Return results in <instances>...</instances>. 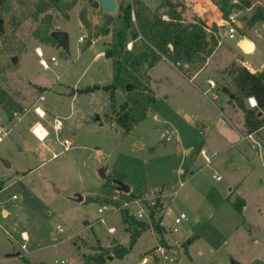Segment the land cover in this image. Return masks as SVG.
<instances>
[{
	"label": "rangeland",
	"instance_id": "obj_1",
	"mask_svg": "<svg viewBox=\"0 0 264 264\" xmlns=\"http://www.w3.org/2000/svg\"><path fill=\"white\" fill-rule=\"evenodd\" d=\"M95 1L98 0H77V4L69 11V17H65L55 8L50 9L38 20L32 18L24 20L16 30L13 29L15 24L5 22L6 30L0 36V85L21 106L20 112L27 114L22 124L19 123L9 136L0 142V264H57V260L63 259L66 260L65 264H84L83 260L98 253L99 248L113 250L116 246H129L130 232L122 221L120 209L116 212L105 210L104 213H100L99 207L104 204L123 207L121 205L123 202L131 201L137 195V186L141 182H146L143 181L144 178H151L148 181L158 183L157 186L162 181V185L170 184L169 176L161 177L157 174L161 171H170L174 167L172 177L180 192L172 194L165 200L162 214L164 219L169 220V223L165 222L168 227L172 226L174 217L182 210L189 214V219L180 226L179 233L176 232L175 235L168 233L166 236L177 242L175 239L182 229L190 227L192 232L200 235L192 248L193 257L182 256L178 264H230L233 259L231 255L244 264L250 263L253 258H261L264 261V145L260 142V138L255 137L257 143L249 139L230 151L214 154L219 141L216 137L210 136L213 147L211 150L206 149L209 160L207 161V156L199 153L195 167L200 168V175L185 187L181 186V182L187 181L186 178L190 177L189 173L186 174L187 164L195 158V149L200 150L207 132L202 136L198 131H193L198 136L195 137V141L199 142H195L196 146L192 147V152L186 157L187 153L182 149L177 151V140L174 137L170 140H164L162 137L160 141L161 130L165 129L161 127V122L156 124L153 111L148 113L143 124L126 136H120L119 129L109 123L102 127L100 133L93 130L91 127L93 125L84 123L81 128L78 125L75 131H69L67 127L58 137L63 140L67 135L76 139L77 142L69 150H65L57 140L53 126L49 128L53 136L45 142L38 139L44 138L47 132L43 124L37 122L44 133L33 129L38 138L30 131L27 121L34 118L30 121L34 124L37 117L43 122L38 116L37 106H49L50 102L57 104L60 111H65L61 112L60 116L66 121L65 126L69 125L67 121L69 113L72 111L75 114L73 112L75 107L81 112L84 111L81 114L85 117L92 111L95 118L101 115L104 119V113L108 111L112 114L110 96L104 92L97 93L95 97L82 91L74 97L69 92L74 86L83 87L95 80L99 81L98 77H101V73L97 67L91 64L85 71L86 58H78V55L88 47L89 40L93 38L91 36L96 32V26H101L107 21L105 14L111 16L109 25L111 32L95 37L100 38L96 47L98 49H103L105 45L109 47L112 30L121 21V7L129 3L134 5L137 0H117L118 9L112 13H105L100 7H95ZM143 1L161 13L168 11L167 7L161 5L164 0ZM251 1L250 8L233 10L242 22V27L232 38L227 36L226 28L221 25L222 20L217 18L219 10L221 11L219 0H173L180 5V9L183 8V18L186 22L194 19L204 20L207 28L211 29L207 30L208 33L215 35L219 43L221 41L210 66L199 75L196 83L199 82L203 87L208 88V75L215 74V67L222 66L231 57V50L241 33H250L258 38V50L251 58L254 66L261 65L264 60V24L255 18L251 25V20L258 8L264 7V0ZM14 8H18L16 2ZM82 11L91 23L90 27H86L81 21ZM46 13L52 15L51 32L69 31L72 56L45 33V24L41 20ZM213 24H217L218 29L213 28ZM82 36L83 41L80 40ZM131 47L132 42L129 43V48ZM243 47L249 52L254 45L247 40L243 43ZM39 48L43 49V58L49 68L41 64L37 52ZM92 53L94 52L91 49L90 54ZM13 56L17 57L16 62L12 60ZM52 56L56 57V61L51 60ZM148 70L145 69L146 72ZM177 72V69L167 62L154 69L153 85L158 95V105H155L154 110L161 119H164L169 112L166 97L168 90H179L180 93L176 94L175 99L180 106L190 107L192 99L188 86H193L190 82L183 79L182 75H180L182 79H177L172 86L160 79L163 75L178 76ZM102 74L104 81L109 79L107 67H104ZM214 77L221 80L220 71ZM38 85L48 86L45 100L44 96L42 98L45 90L39 89ZM107 92L110 94V91ZM116 97L117 110L120 113L126 94L117 91ZM25 107L27 110L23 112L22 109ZM22 115L18 114L17 117ZM3 116H6V112L0 106V117ZM105 117L109 121L107 114ZM149 126L152 127L150 132L152 139H148L149 135L146 133ZM153 131H157L156 135H152ZM54 152L57 157L53 156ZM5 159L12 167L6 166ZM182 160L187 161L183 163L186 169L183 174L176 172ZM243 163L254 169L253 174L249 176L251 186L247 192L249 197L247 212L255 223L262 226V232L259 233L260 247H257L260 251L252 248L251 245L248 251H244L245 256H238L240 252L234 251L238 249L233 247L232 241L238 236L235 229L243 221L242 215L226 207L215 212L216 214L213 212L218 208L215 190L219 191L220 185H223L221 182L227 179H241L245 170ZM115 166L122 173L120 180L129 186L130 184L134 186L133 192L127 194L117 190L118 184L113 179ZM102 168H106L105 177L101 175ZM215 170L220 173L223 180L217 181L213 178ZM256 177L260 179V188L252 184V180ZM189 186H192L190 189L194 190V194L190 192ZM206 191L211 192L212 199L207 198L203 201ZM188 193L189 202L195 208L185 206L181 202V199L186 200ZM14 194L17 195L16 198ZM80 197L84 199L81 200ZM132 209L136 211L138 208L134 206ZM101 217H104L105 221H101ZM58 226H63L65 231H60ZM112 226L116 228L115 232L109 231ZM23 232L28 234V239L23 237ZM154 238L151 230L146 231L142 240L136 243L123 259L118 257L114 259L115 256L110 253L107 261L114 259L109 264H135L142 259V253L156 243ZM199 249L203 254L198 253ZM254 249L256 252L252 253ZM148 264L155 263L151 261Z\"/></svg>",
	"mask_w": 264,
	"mask_h": 264
},
{
	"label": "trees",
	"instance_id": "obj_2",
	"mask_svg": "<svg viewBox=\"0 0 264 264\" xmlns=\"http://www.w3.org/2000/svg\"><path fill=\"white\" fill-rule=\"evenodd\" d=\"M14 2L18 4L16 9ZM76 4L77 0H0V18L3 20V24L0 25V36L6 30V21L7 24H15L13 29L16 30L24 20L28 18L38 20L43 13L53 8L60 11L65 17H69V11ZM161 5L167 7L168 11L161 13L143 0H137L134 5L129 3L122 6L120 24L112 30L111 44L105 51L106 56L112 60L113 70L112 82L103 87L106 91H110L112 114H107V119L116 122L126 133L131 132L137 124L146 119L150 106L156 101V94L145 69L152 68L166 58L176 65L180 62L181 64L178 66L181 70L194 72L207 63L208 58L219 45L216 36L208 33L204 20L194 19L186 22L183 18V8L180 9V5L173 0H164ZM219 6L223 17L227 18L234 9L250 8L252 1L219 0ZM105 15H107V21L101 26H96V32L91 37L95 38L111 32L109 29L111 16L110 14ZM255 18L258 21H264V8H258L251 20V25L256 20ZM41 21L45 24V33L49 35V38L57 41L51 35L52 15L46 13ZM81 21L86 27L91 26L84 11L81 12ZM213 28L217 29V24H213ZM93 38L89 40L88 46L92 43ZM130 42H132L131 48H129ZM186 64L188 67H185ZM229 73L235 88V91L232 92L234 101L245 113L247 131L258 134L264 127V68L251 71L248 67L235 61L231 64ZM128 84L132 85L131 90L127 89ZM97 88L99 86H89L86 90L92 91ZM117 91L126 94V100L121 104L122 112L120 113L117 110ZM249 97L256 98L257 107H251L248 104ZM0 104L5 108L9 117H12L13 112L20 107L1 85ZM121 178L122 173L115 166L113 179L116 182ZM232 205L241 213L245 200L237 198L232 202ZM120 211L122 212V221L127 225V231L130 232V245L116 246L113 250L99 248L98 253L84 259V264H104L110 253L118 258L125 257L142 233L149 229L148 224L138 220L128 208L121 207ZM155 229L163 234L160 223L156 224ZM191 241L189 239L187 243ZM230 264L243 263L233 259ZM249 264H264V261L256 260Z\"/></svg>",
	"mask_w": 264,
	"mask_h": 264
},
{
	"label": "crops",
	"instance_id": "obj_3",
	"mask_svg": "<svg viewBox=\"0 0 264 264\" xmlns=\"http://www.w3.org/2000/svg\"><path fill=\"white\" fill-rule=\"evenodd\" d=\"M217 18H219L221 20L223 19V13L220 10H219ZM260 22H263V24H264V21L261 20ZM69 35H70V33H69ZM257 39L258 38L255 35H252L250 33H248V34L247 33H241L239 36V39L234 44L235 46H233L234 48H232V50H231V52H232L231 57L226 62H224V64L222 66H220V67L216 66L215 67V74H209L208 75V77H207V82L209 83L208 88L203 87L202 84L199 82H198L199 84L196 83V80L199 77V75L203 71H206V69H208V67L210 66L212 59L215 56V54L218 50V47L220 46L221 41H220L219 45L217 46V48L215 49V51L213 52V54L208 58L207 63L197 71L185 72V71L180 69V67H179L180 65L179 66L176 65L175 63H173L172 61H170L169 59H166V58L159 61L152 68H149L147 73L150 77V84H151V86H152V88L156 94V101L150 106L148 113L150 111H153L154 121L156 122V124L161 122L162 123L161 127L163 126V129H165L166 127H169L174 131V138L177 140L176 145L178 146L177 151H180L182 149L184 151V153H187L186 157H188V154L192 152V147L196 146L195 142H199L198 140L195 141V137H198V136L193 131L194 130L198 131L199 134H201L202 136L205 135L207 132V136L203 140V142L200 146V150L197 151L195 149V152H196L195 158L193 159L192 162L187 164L186 174L189 173L190 177L186 178L187 181L181 182V186L186 187V185L191 183L194 179H198V177L200 175V171H199L200 168L195 167V163H196V160L198 159L199 153H201L204 156H207L206 149L211 150V147H213L211 144V141H210V136H211V138L216 137L217 140L219 141V144L216 147L217 149L214 150V154L215 153H219V154L225 153L227 151H230V150L236 148L238 145H241L243 143V141L249 140L246 137L248 131H247V128L245 125V113L241 108H239L236 105V103L234 101V94L232 92L235 91V88L233 87L232 76L229 73V68L233 62L236 61V62L242 64V62L245 60H247L249 62L250 65L247 67L251 71H258V70H262L264 68V60L261 63V65H259V66L255 65L254 66L253 59L251 58V56L258 50ZM263 39H264V35H263ZM99 40H100V38L93 39L92 43L84 51H82L80 55H78V58L79 57L86 58L87 66L85 68V71H87L88 67L91 64H93L100 71L101 77H98L99 81L95 80V82H93L87 86H83V87H75L74 86L72 88V91L69 92V94L74 95V97L78 93H80L79 91L92 94V95H94L93 97H95V95L97 93H102V92H104L107 96L108 95L110 96V94L105 89H102V87L107 85V84H110L112 82V76H113L112 60L110 58H108L105 54V51L108 48V45H105V47L103 49H98L96 47L97 41H99ZM247 40L251 41L254 45V48L249 52H246L244 47H243V43ZM91 49L94 52L92 54H90ZM40 50L43 51L42 48ZM69 53L71 55V44H70ZM78 54H79V52H78ZM263 55H264V49H263ZM164 62H167L171 66L176 68L178 71L177 72L178 76L170 77V76H166V75L164 76L163 75L162 77H160L161 80L168 82L169 84H171L169 86H172V84H174L177 81V79H182L180 77V75H182L183 79L190 82L193 86H188V89H189L188 92H189L190 97L192 99V101L190 103V107L189 106H180L178 101L175 99L176 94L180 93L179 90L172 89V90L167 91L166 97H167L168 103H169V104H167V108H168L169 112H167L164 119H161L158 112H156L154 110V107L158 102V95H157V90L153 85V81L155 80V78H154L155 76H154L153 72H154V69H156L158 65H161ZM104 67H107V71L109 73V79L106 81H104V79L102 77ZM185 67H188V66L185 65ZM219 71L221 73V78H222L221 80H217L214 77L215 75L218 74ZM95 85L100 86L101 88L95 89L92 91L86 90L87 87L95 86ZM38 87L41 90H43V89L45 90V92H44L45 95L42 94V98L44 96L43 99L45 100L46 99V93L48 92V86L38 85ZM0 106H2V105L0 104ZM18 106H20V105H18ZM20 107H19V109L17 108V110H15L13 112L12 117H9V114L7 113L5 108L2 106V108L6 112V116L0 117V123H1L0 128L3 130V133H2L3 139L0 142H3L5 140V138L7 136H9L10 132L13 129H15V127L18 126L19 123L22 124V122L24 121V118H25L24 116H26L27 113H21ZM37 107L39 108L40 112L43 113V115H40V112L38 114L39 118L42 119L43 122L40 121L37 117H35L36 118L35 123L33 124L30 122L31 120L34 119V118H32L30 121H27L28 122L27 125L29 126L30 131L34 134L33 129L35 130V128L37 126H39L38 123L43 124L44 128L48 132V135L46 132L45 137L43 139H41V138H38L34 134L40 141H43V142H45L49 137L53 136L52 132L49 129L52 126H53V130H54L53 131L54 135L57 137V140H59L61 143V139H59L60 136L58 137V135H60V133L65 128L68 127L69 131H72V130L75 131V130H77L76 127L78 125L81 128L82 123H84L86 125H90V126L93 125L91 127L93 128V130L95 132H98V133L101 132L102 127H104L106 124L109 123V124H111L114 127L119 129V135L120 136H126V135L133 133L135 129H137L141 124L144 123V121H146V119H145L141 123L137 124L131 130V132L126 133L125 130L123 128H121L116 122H111V121L106 120L105 114H110L109 111L104 113V119L101 115H99L100 119H98L97 117L96 118L93 117L94 111H92L93 113L90 112V114H89L90 116L88 115L89 117L88 116L85 117L83 114H81V113H84V111L81 112L80 109L77 110L75 107V109L73 111L75 114H73L72 111L69 113V115L67 116L68 117L67 121H68L69 125L65 126L66 121H64L60 117L61 112H65V111L64 110L60 111L57 104L50 102L49 106L44 105V107H43V106L38 105ZM45 108H47V110ZM24 110H27V108L25 107V109L24 108L22 109L23 112H24ZM93 110L96 111V109H93ZM18 114H23V115L21 117H17ZM147 117H148V115H147ZM56 120H61V122L63 123V127L61 130L56 131V129H55L54 126H55ZM18 129H19L18 131L21 132L20 128H18ZM151 129H152V127H150V126L147 128L146 133H148V135H149L148 139H152V137H153V136H150V134H151L150 132H152ZM156 133H157V131H155V132L153 131L152 135H156ZM163 133H164V130H161V133L159 136L160 141H162L161 138L163 136ZM263 133H264V127H262L260 129L258 134H255V137L260 138V142L264 145V134ZM65 137H70V136L65 135ZM71 138H73L74 144H75L77 142L76 139L74 137H71ZM45 145H48V144L45 143ZM219 149H221V150H219ZM55 154H56V152H54L53 156L57 157L58 155H55ZM206 158L208 161L209 160L208 156ZM184 162L187 163V161L182 160L181 163L178 164L177 171H176L177 173H182V174L185 173L186 169H185V167H183ZM5 163H6L7 167H9V168L12 167V165L9 163V161L7 159H5ZM208 163H210V162H208ZM174 168L170 169L171 172L169 170H166V172L161 171L157 174V176H161V177H168L169 176L170 184L164 183L162 185V182H163L162 181L161 184L159 186H157L158 183L154 184L152 181H148L151 178L150 179L144 178L143 181H146V182H141V184H139L137 186V188H138L137 195L140 193H143V192L159 191L161 193V203H162L163 211H164L165 200L170 198L172 196V194H177V193L179 194V192H180L179 188L176 187V185L174 184L175 180L172 177V174L174 173L172 171L175 170ZM244 169L245 170L243 171V176L241 177V179L240 178L239 179H236V178L227 179L226 181H224L225 183L221 182V183H223V185H220L219 191L215 190L216 191V198L218 199V203H217L218 208L215 209L213 212L214 214H216L217 212L222 210L223 207H226L227 209L231 210L232 212L233 211L236 212L237 210L233 207L232 202H234L237 198H243L245 200V205L243 206L242 212L241 213L238 212L239 214L242 215L243 221L240 222V224H238L236 226L235 232L238 233V236L236 238H234L232 241L233 247L238 249V250H234V251H236L237 253H238V251L240 252V253H238V256H243L244 251L245 250L248 251L249 248L251 247V245H253L252 248L259 250V249H257V247H260V243H261L259 233L262 232V226L258 223H255L253 221L252 217L247 212V208L249 205V197L247 195V192H248V188L251 186L250 185V183H251L250 178L251 177L249 178V176L251 174H253L254 169L247 167L245 164H244ZM214 173L220 175V173L217 170L213 171V174ZM213 178L216 179L214 176H213ZM152 179H153V177H152ZM223 179L224 178L222 177L221 179H216V180L221 181ZM122 180H124V179H122ZM154 181H156V179ZM259 181H260V179L258 177L254 178V180H252L253 186H255L256 188H260L261 184ZM130 187H131L130 192H133L132 190L134 189V186L132 184H130ZM191 187L192 186H189V190L192 194H194V190L190 189ZM117 190H119V189H117ZM119 191H121V190H119ZM121 192H123V191H121ZM130 192H125V193L129 194ZM210 195H211V192L209 193L206 191L202 200L204 201L207 198H211ZM189 198H190V194L188 193L186 200L181 199V202L185 206H191L192 208H195V206H192L191 202H189ZM182 211H185V210H182ZM259 211H261V209H259ZM178 212H179V210L175 213V215ZM8 213H9V211H8ZM196 215L197 214H195V216ZM162 220H163L164 226H167V224L165 222L169 223V220L164 219V214H163ZM147 231H150V229H148ZM164 231H165V229H164ZM179 232H180V230H179ZM143 234H144V232L139 237L137 244L142 240ZM23 237L25 239H28V234L26 232H23ZM153 237H155L154 239H157L156 238L157 235L154 232H153ZM163 238L169 239L165 233L163 234ZM199 238H200V235L197 232H192L191 227H190V228H183L182 232L179 234V236L176 237L175 241H177V243L183 244L185 249H186V257L192 258L193 257L192 248L194 247V242H196ZM189 239H191L192 241L190 243H187V241ZM169 240H171V239H169ZM155 244H153L150 248L145 250L142 253L143 254L142 256L149 253L152 250V248L155 246ZM244 247H246V249H244ZM255 249L252 251V253L256 252ZM198 253L201 255V254H203V251L199 249ZM231 256L233 257L234 260L241 262V260H238L235 256H233V255H231ZM115 258L116 257H114V259ZM113 260H108L104 264H109L110 261H113ZM256 260H262V259L261 258H253V261H249V262L252 263ZM83 263H84V260H83ZM155 264H157V263H155ZM247 264H249V263H247Z\"/></svg>",
	"mask_w": 264,
	"mask_h": 264
},
{
	"label": "built area",
	"instance_id": "obj_4",
	"mask_svg": "<svg viewBox=\"0 0 264 264\" xmlns=\"http://www.w3.org/2000/svg\"><path fill=\"white\" fill-rule=\"evenodd\" d=\"M221 25L226 28L227 36L233 38L236 36L238 29L242 27V22L237 17V14L232 11L227 18L223 17ZM207 30L210 31L211 29L207 28ZM80 40L83 41L84 37L82 36ZM37 52L40 56L41 64L45 68H49L47 61L43 58V52H40L38 49ZM51 60L55 61L56 57L52 56ZM180 64L181 63L178 62L177 65ZM242 64L246 67L250 65L247 60L243 61ZM257 105L255 107H257ZM54 127L56 131L61 130L63 127V123L61 122V120H56ZM2 133L3 130L0 128V137H3ZM162 137L165 140H170L174 137V131L171 128L166 127ZM246 137L248 139L256 141L255 143L258 142L255 138V133H247ZM61 144L63 145L65 150H69L74 145V140L71 137H65L63 140H61ZM213 176L216 179H221V176L216 173H214ZM14 197L16 198L17 195L14 194ZM121 205H123V207L125 208H128L130 210V213L133 214L138 220L148 224L149 229L157 235V241L152 250L149 253L145 254L142 259L140 261H137L135 264H148L151 261L157 264H178L182 256H186V249L183 244L172 242L167 238H163L164 233H171L175 235L176 232H179L180 226L189 219V215L185 211H181L179 214H177L174 217L172 226L168 227L164 226L163 220L161 219L163 217V206L161 203V193L159 191L140 193L136 195L131 201H125ZM134 206L138 208L136 211L132 209V207ZM121 207H117L115 204H104L103 206L99 207V212L104 213L105 210L116 212L119 211V209L121 210ZM100 220L105 221L104 217H101ZM157 223H160L161 227L163 228V234H160L156 231L155 227ZM58 229L60 231H65V228L63 226H58ZM115 230L116 228L114 226L109 228L110 232H115ZM23 247L25 248V245H23ZM65 263L66 260L64 259L57 260V264Z\"/></svg>",
	"mask_w": 264,
	"mask_h": 264
},
{
	"label": "water",
	"instance_id": "obj_5",
	"mask_svg": "<svg viewBox=\"0 0 264 264\" xmlns=\"http://www.w3.org/2000/svg\"><path fill=\"white\" fill-rule=\"evenodd\" d=\"M94 6L100 7V9L105 13H112L118 9V2H117V0H98V1L94 2ZM2 22H3V20L0 18V25ZM51 35L57 40L59 46H62L68 52L70 51V35H69L68 31L55 30L51 33ZM12 60L14 62H16L17 57L13 56ZM186 66H188V64H186ZM127 89L131 90L132 85L128 84ZM260 114H261V112H260ZM97 118L100 119V116L98 115ZM105 171H106V168H102L100 170L101 175L103 177L106 176ZM116 183L118 184L119 190H121L123 192H130L131 191V187L128 184L123 183L121 180H117ZM80 199L82 200L83 197H80Z\"/></svg>",
	"mask_w": 264,
	"mask_h": 264
},
{
	"label": "clouds",
	"instance_id": "obj_6",
	"mask_svg": "<svg viewBox=\"0 0 264 264\" xmlns=\"http://www.w3.org/2000/svg\"><path fill=\"white\" fill-rule=\"evenodd\" d=\"M249 104H250L252 107H255V106L257 105V101H256L255 97H250V98H249ZM37 111L40 112L39 109H38ZM40 115H43V113L40 112ZM37 127H38V126H37ZM2 139H3V137H0V140H2ZM41 139H42V137H41Z\"/></svg>",
	"mask_w": 264,
	"mask_h": 264
},
{
	"label": "bare ground",
	"instance_id": "obj_7",
	"mask_svg": "<svg viewBox=\"0 0 264 264\" xmlns=\"http://www.w3.org/2000/svg\"><path fill=\"white\" fill-rule=\"evenodd\" d=\"M38 50H39L40 52H43V51H42V50H40V49H38ZM35 130H37V131H39V130H40V131H42V132H43V130L41 129V127H40V126L36 127V128H35ZM33 132H34V134H35V135H37V134L35 133V131H34V130H33ZM43 133H44V132H43ZM42 139H43V138H42Z\"/></svg>",
	"mask_w": 264,
	"mask_h": 264
}]
</instances>
